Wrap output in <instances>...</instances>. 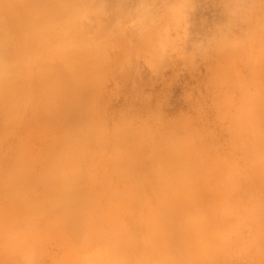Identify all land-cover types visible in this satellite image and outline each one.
Listing matches in <instances>:
<instances>
[{"label": "crops", "instance_id": "crops-1", "mask_svg": "<svg viewBox=\"0 0 264 264\" xmlns=\"http://www.w3.org/2000/svg\"><path fill=\"white\" fill-rule=\"evenodd\" d=\"M68 2L0 0V264H257L264 67L234 94L226 141L210 155L172 161L161 190L154 157L143 172L138 161L122 171L125 159L111 162L113 135L122 132L110 113L97 112L100 75L85 46L94 34L76 28L81 16L64 13ZM71 150H86L88 166L102 150L99 165H107L103 205L88 213V237L28 234L46 227L28 215L48 210L33 212L25 199L44 198L49 167Z\"/></svg>", "mask_w": 264, "mask_h": 264}, {"label": "rangeland", "instance_id": "rangeland-1", "mask_svg": "<svg viewBox=\"0 0 264 264\" xmlns=\"http://www.w3.org/2000/svg\"><path fill=\"white\" fill-rule=\"evenodd\" d=\"M68 1L64 13H79L76 28L94 34L85 46L100 75L97 112L110 113L114 130L122 132L117 140L113 135L111 162L125 159L122 171L138 161L143 172L154 157L165 190L172 161L210 155L226 141L234 94L247 90L241 81L264 67V0ZM103 154L95 151L96 164L88 166L86 150L64 151L61 164L49 167L44 198L32 190L25 199L33 212L48 210L28 215L46 226L28 234L88 237V213L103 205ZM255 249L256 263L264 264V230L256 231Z\"/></svg>", "mask_w": 264, "mask_h": 264}]
</instances>
